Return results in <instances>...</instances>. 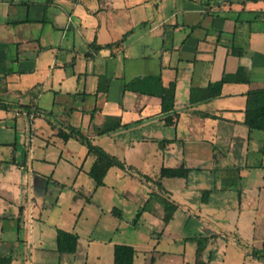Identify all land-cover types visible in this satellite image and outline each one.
Returning <instances> with one entry per match:
<instances>
[{"label": "crops", "instance_id": "0c3cea01", "mask_svg": "<svg viewBox=\"0 0 264 264\" xmlns=\"http://www.w3.org/2000/svg\"><path fill=\"white\" fill-rule=\"evenodd\" d=\"M128 33L131 35L123 43L105 47ZM95 45L103 48L97 50ZM233 50L242 51V55L233 54ZM240 66L245 68L250 84L228 83L221 97L188 104L193 88H206ZM152 76H161L165 93L176 95L171 125L165 122L160 97L125 89L138 78ZM261 87L264 0H0V102L11 106L8 110L0 108V246L6 243L4 221L18 219V229L29 225L30 231L26 239L17 237L13 251L58 252L57 230L50 249L45 248L42 230L35 235L36 224L43 221V196L54 193L50 190L53 184L61 188L56 201L61 194L66 195L70 201L67 209L78 215L71 229H58L79 235L78 249L72 255L84 259L75 264H89L87 249L91 243L82 251L78 226L88 222L90 214L85 211L91 209L93 195L106 187V179L104 186H93L90 195L78 188L80 178L89 176L95 157L88 155L78 136L67 143L60 140V127L79 128L95 145L125 162L126 169L114 167L108 175L120 169L122 175L116 172L118 177H138L149 186L158 178L166 179L161 178L163 167H179L166 163L183 160L190 172L201 169L192 165L202 160L195 148L214 142L220 128L224 131L243 123L246 93ZM42 112H51L59 119ZM24 116L29 124L19 126ZM10 118L15 119L14 126L5 123ZM41 118L43 126L39 125L41 132H37ZM109 118L122 124L138 123L99 134L97 128ZM22 130L25 135L19 136ZM38 139L40 144L35 145ZM57 143L61 149L53 158L49 148ZM18 144L26 148L22 160L18 150L14 152ZM37 146L43 148L38 156L34 151ZM14 158L16 164L11 162ZM58 169L63 179L54 175ZM52 170L54 174L49 175ZM18 177H23L26 186L14 192ZM114 207L98 205L93 230L103 217L114 215ZM116 244L112 243V264ZM135 249V264L139 253L140 264H150V251ZM6 251L8 255L9 249ZM67 255L61 253L57 264H67ZM166 257V253L161 254L154 264H171ZM202 260L213 264L210 258ZM185 262L183 258L182 264Z\"/></svg>", "mask_w": 264, "mask_h": 264}, {"label": "rangeland", "instance_id": "374dc122", "mask_svg": "<svg viewBox=\"0 0 264 264\" xmlns=\"http://www.w3.org/2000/svg\"><path fill=\"white\" fill-rule=\"evenodd\" d=\"M24 117L18 122L19 126L25 123L28 126V119ZM42 122L43 118L38 121L37 132H41L39 125L43 126ZM5 123L14 126L16 121L10 118ZM5 134L6 131H3ZM18 134L25 135L23 130ZM39 139L34 141L35 145L40 144ZM25 149L23 144H18L19 160H22ZM60 149L58 143L51 144L50 156L57 157ZM42 150L37 146L34 150L36 156ZM191 150L194 151V148ZM195 151L199 152L202 160H196L192 165L201 169H193L187 178H158L157 183L152 181V186H147L138 177H118L116 172L122 175L120 169L109 173L106 187L93 195V205L85 211L90 214L88 222L78 226L83 237L82 251L88 248V242L91 243V248L87 249L89 264H112V243L129 244L140 251H150L147 254L150 264L156 263L163 253H166L171 264H182L183 258L187 261L184 264H192L197 260L199 247L203 249L201 259L210 258L213 264H264V257H256L253 253L255 248L262 246L264 240V131H251L244 122L224 131L220 128V135L214 142L208 141L196 147ZM179 152L177 156L183 159ZM182 161L166 165L180 166ZM31 171L32 168H29ZM48 173L52 175L54 171ZM54 175L59 179L64 176L61 169ZM22 179L16 178L14 192H21L26 186ZM78 183V188L89 195L95 186L93 179L86 175ZM54 186L52 184L50 190L55 194L43 196V221L35 227V235L42 230L45 248L48 249L52 241H55L56 230L71 229L78 216L67 209L70 201L66 195L61 194L59 201H56L61 188ZM207 190L211 191L205 193ZM98 205L105 209L118 207L122 218L117 215L103 217L93 230V215L98 213ZM234 225L235 229H232ZM18 226V219L4 221L3 236L6 243L0 246V256L7 255L8 248L7 256L13 257V264L59 262L61 253L52 250H35L32 254L30 249L13 251L17 237L26 239L30 231L29 225L20 229ZM92 230V240L88 241L87 237ZM153 246L156 247L155 251L152 250ZM37 247L40 249V246ZM141 254L136 264H140ZM67 256V264H75L84 259L72 254Z\"/></svg>", "mask_w": 264, "mask_h": 264}, {"label": "trees", "instance_id": "16d2710c", "mask_svg": "<svg viewBox=\"0 0 264 264\" xmlns=\"http://www.w3.org/2000/svg\"><path fill=\"white\" fill-rule=\"evenodd\" d=\"M131 35L128 33L120 41L115 44H109L105 47L112 48L115 45L123 43L127 37ZM97 50L102 49V46L95 45ZM237 56L242 55V51H232ZM228 83H245L250 84L251 80L248 75L245 74V68L240 66L235 73H224L219 81L211 82L206 88H193L191 91V97L188 102L189 105H195L199 103H205L213 101L222 96L223 87ZM132 88L138 93L157 96L162 99V113L165 116V122L167 125H171L174 122L176 95L175 93H165L161 76H152L138 78L132 82L131 85H126L125 89ZM247 101L245 107V120L244 123L249 127L251 131L259 130L264 131V87L250 89L247 93ZM0 108L10 109L9 104L0 102ZM46 115L52 116L55 119H59L51 112H42ZM95 112L92 113V117ZM136 122L122 124L119 119L109 118L103 126L97 128L99 134L105 135L117 132L121 129L128 128L137 124ZM57 136L64 143H67L71 138L79 137L80 141L87 147L88 155L95 157V161L88 172V175L95 182V189L105 185V179L110 169L118 167L120 169H126L125 162L121 161L118 157L109 154L101 146L95 145L89 138L84 136L79 128L73 126L60 127L57 132ZM17 151L15 146L14 152ZM16 164L15 158L11 161ZM21 165V163H19ZM190 173V169L186 168L185 164L179 167H163L161 171V178H187ZM211 190L205 191L208 193ZM90 201L89 198H87ZM100 209H102L100 207ZM111 214L121 217V211L119 208L114 207ZM140 213H138V218ZM79 235L76 233L68 232L63 229L57 230V251L59 253L74 254L78 249ZM136 249L129 244H116L114 247V264H135ZM203 249L198 248L196 264H207L201 259ZM256 257H264V240L260 248H255L253 251ZM12 256H0V264H12Z\"/></svg>", "mask_w": 264, "mask_h": 264}]
</instances>
